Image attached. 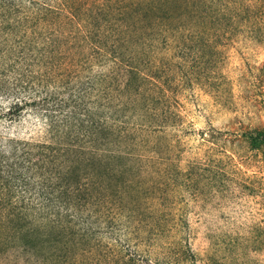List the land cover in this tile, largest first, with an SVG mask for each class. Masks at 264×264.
Here are the masks:
<instances>
[{"label": "trees", "instance_id": "obj_1", "mask_svg": "<svg viewBox=\"0 0 264 264\" xmlns=\"http://www.w3.org/2000/svg\"><path fill=\"white\" fill-rule=\"evenodd\" d=\"M240 38L264 45V0H0L4 234L20 243L19 250H35L27 210L9 207L13 200L6 196L36 190L47 205L77 208L79 223H95L98 211L101 225L109 214L97 196L100 208L89 214L91 193L114 190L109 202L129 240L184 229L183 217L176 222L162 205L170 195L165 183L189 173L175 160L176 138L189 130L180 96L193 85L183 87L190 78L167 68L161 54L176 47L184 59L214 70L222 47ZM32 117L35 125L17 130ZM5 124L16 132L1 130ZM250 136L254 146L264 145V129ZM78 164L84 173L70 169ZM7 254L0 251V262Z\"/></svg>", "mask_w": 264, "mask_h": 264}, {"label": "rangeland", "instance_id": "obj_2", "mask_svg": "<svg viewBox=\"0 0 264 264\" xmlns=\"http://www.w3.org/2000/svg\"><path fill=\"white\" fill-rule=\"evenodd\" d=\"M221 50L222 60L214 70L208 64L184 59L176 47L161 54L167 68L181 78H190V82L183 78V87L193 85L180 96L188 110L185 126L189 130L176 138L175 165L189 173L165 183L170 195L162 205L176 222L183 217L184 229L175 228L168 237L144 242L129 240V234L117 228L120 217L109 202L113 200L112 189H96L89 200L90 214L100 208L96 196L104 198V212L109 215L101 219L102 225L98 211L93 213L95 223H79L77 208L47 205L38 190L18 195L11 191L6 196L13 200L9 207L27 210L28 239L37 254L34 249L26 253L19 250L20 243L4 234L2 219L0 251L8 254L0 263L99 264L109 260L148 264L143 259L147 257L149 264H264V145L254 146L250 136L252 130L264 129V45L240 38ZM35 123V118H27L17 130L27 131ZM1 130L16 132L6 124ZM38 159L45 161L40 163L48 161L43 156ZM81 165L70 169L82 174L85 170ZM37 169L40 171V166ZM17 212L11 209L12 215ZM185 250L187 254H181Z\"/></svg>", "mask_w": 264, "mask_h": 264}]
</instances>
